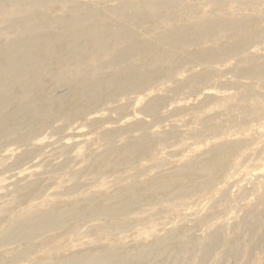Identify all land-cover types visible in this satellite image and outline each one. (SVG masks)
<instances>
[{
	"label": "rangeland",
	"instance_id": "1",
	"mask_svg": "<svg viewBox=\"0 0 264 264\" xmlns=\"http://www.w3.org/2000/svg\"><path fill=\"white\" fill-rule=\"evenodd\" d=\"M146 1L0 0V264H264V0H223L222 11L175 0L158 29L152 11L115 12ZM65 2L87 4L79 16L100 11L110 45L98 56L92 43L59 37L70 26L47 27L73 17ZM198 15L250 22L179 44L160 38L177 26L180 39L192 35ZM121 24L132 37L120 44L110 32ZM19 37L48 60L3 73L22 60L8 52ZM46 38L60 41L72 68L118 57L100 70L97 98L82 95L91 74L61 77ZM203 45L230 52L204 59ZM128 63L136 73H116ZM132 143L141 151L129 152Z\"/></svg>",
	"mask_w": 264,
	"mask_h": 264
},
{
	"label": "bare ground",
	"instance_id": "2",
	"mask_svg": "<svg viewBox=\"0 0 264 264\" xmlns=\"http://www.w3.org/2000/svg\"><path fill=\"white\" fill-rule=\"evenodd\" d=\"M31 1H32V3L36 2V0H28V3ZM64 1L65 0H63V2ZM210 1L212 3H214L215 11H222L221 5L222 4L225 5L223 0H210ZM69 3L70 2H68V3L65 2V4H62V5H63L64 9L66 8V10L71 11L72 13H74L76 11L78 12V10H80V8H84L87 5V4L79 5V4L75 3V4H73L74 6L72 9L71 8L68 9L67 5ZM178 5H179V3H177V1H175V0H147L144 4H140L138 6H135L133 4H127V6L124 7L125 8L124 10L123 9H121V10L116 9L115 12H117V14L122 15L123 19H126V17L128 16L126 13H128L130 11L129 8H131V10L134 8L133 9L134 11L131 13L133 18H137V17H140L142 15H144V17H145L146 14H143V11L145 12V10L152 11L147 16L149 17V19L158 20V22L160 23L156 26V29H158V26L165 27L167 25V20H168V17H162L163 15L160 12L164 9L165 10L175 9V8L179 7ZM22 6H24V4H22ZM16 7H18V5H16ZM99 13H100V11L96 7L95 9H93L91 11L87 10V15H85L84 17L79 16V14H77V13H74V15L71 19H67L66 17L61 16L59 18H55L54 20H47L46 25L48 28H50L49 26L52 24H54L56 26H61V27L70 26V27L64 28L62 31H60L62 33L60 34L59 37L61 39L62 38L69 39L72 37L77 41L76 43H79L81 40L85 41L86 44L92 43L93 47L95 49H97V52L93 54V56L95 57V56H98L97 54L99 53V50H102V48H106L110 45L109 43H106L105 38H104L105 27L102 24H100V22L95 23V20L97 18V17H95V15L99 14ZM99 19H101V18H99ZM192 19H194V21H196L195 25L190 23L191 24L190 26L194 25V29L192 30V33H193L192 35H188L185 39H182V38L180 39V37L184 38L187 35L186 34L187 33L186 27L177 26L178 28L172 27L173 30L168 32V34L160 36V38L162 37L161 39H164V38H166L167 35L168 36L173 35L174 37L179 38L178 41H175L176 44H179V43H183L182 41H186V40L189 41L191 39L195 41L199 36H202V34H205L209 31H211L212 29H214V27L222 28L223 30H227V28L235 27V28L240 29L242 31L243 28H245L244 26H246V24H248V22H250V19L248 17H244L241 19H233V20L227 21V20H223L219 17L205 18L202 15H198V16H193ZM187 20H191V18L187 19ZM172 21H174L175 23L181 22V21H177L176 19H172ZM114 28L115 29H113V31H111L110 34L112 33L111 36L113 37V39L118 41V43H120V44L121 43H127V41H129L131 39L132 33H131L130 29L128 28V26H126L125 24L124 25H122V24L116 25ZM20 38L21 37L14 40V42H12L10 44L8 52H11L10 54L12 55V54H16V52H14L15 50H19L18 53L21 54L20 59H22V60L19 63H17L16 66H13V63L11 62V64L7 68V70H4L3 73H5V72L25 73L27 71V69L29 70V69H34L36 67L37 68L41 67V64L45 63L44 61L48 60V59L43 60L41 58H36V57L32 56L33 54H32L31 49L33 48V46H31L30 49L27 51V49L25 47H26V44L29 43V41L26 43L25 42L23 43V42H20ZM43 42H44V44H43L44 45V52L46 53V55L50 58H56L57 62H59L60 66H61L59 73L61 74L62 78L68 77V76L76 78V77H79V75H81V74H87V75L91 74L92 75L94 80L92 82L87 81L83 85L82 95L88 96L87 97L88 99L97 98L98 89L102 88L106 85V84H104L106 82L102 80L100 70L107 68V66L109 65V62H111L112 60H113V62H115L116 60H118V57H115V56L110 57L111 60L109 59L110 61L108 63L101 64L99 67H96V66L94 67L95 62H92V61L90 62V60H89L90 64H88V65L87 64L86 65L80 64V66L76 65L74 68H72L71 62L68 63L67 60L64 58L63 54L62 53L60 54V52H57V49L59 48L58 46L61 44L58 39L54 40L51 38H46L43 40ZM247 42H248V38H244L243 44L247 45ZM145 44L147 45L148 43L145 42ZM206 44H208V43H205V45ZM22 45H24V47ZM60 48H61V52H65V51H63L62 47H60ZM86 48L87 47L82 46V51L85 52ZM130 48L131 47H129V50H130ZM126 50H128V46H126V48L123 52H125ZM218 50L219 51H215V50H213V48H209L208 46L204 47V45H203V46H201V49L196 53V56L200 55V56L204 57V59L205 58L217 59V58L223 57L226 53L230 52L227 47L221 48ZM141 51L142 50H140V52ZM146 52H148V50ZM106 56H109V55H106ZM128 56H129V59L125 62H128L131 58H134V56H130V55H128ZM37 57H38V55H37ZM211 59H210L209 63L211 62ZM53 60L54 59L49 60V62H52ZM237 61H238V64L242 63V61H240L239 59ZM27 62H29L28 66L26 65ZM49 68H47L45 66L40 68L43 71L41 73H48L47 71H49ZM255 69H257V68H255ZM132 71H133L132 67L128 63L125 66H123L122 68H120L119 71H117L116 73H132ZM145 71L150 72V70H145ZM133 72H135V71H133ZM202 72L209 73V70L205 69V71H202ZM245 73H254V69L252 71H245ZM141 86H143V85H141ZM92 88H94V91H91ZM96 89H97V91H96ZM6 134H7V132H6ZM142 146L143 145L132 143L129 145V148H127V150L129 152H131V151L140 152L141 150H139V149L142 148ZM223 147H224V145L222 143L212 146V148L215 151H223V150H221ZM224 153L226 154L225 151H224ZM224 159H225V157H223L221 160H224ZM105 160H106V158H105ZM132 162H135V160H132V161L129 160L130 164H132ZM186 164H187L186 166H188V165L192 164V161H188ZM195 172L198 173L199 171H195ZM200 172H202V171H200ZM27 231L29 232L30 230H27ZM21 234L28 235V233L26 232V233H19L16 236L18 238H15V234L14 235H7L4 238H6L8 243H18L19 241L21 242L22 240H25V239L21 238V236H20Z\"/></svg>",
	"mask_w": 264,
	"mask_h": 264
}]
</instances>
